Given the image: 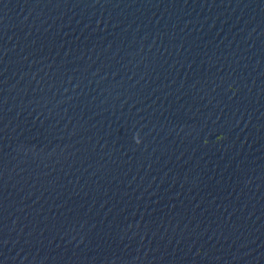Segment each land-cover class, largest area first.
Segmentation results:
<instances>
[{
    "label": "water",
    "instance_id": "water-1",
    "mask_svg": "<svg viewBox=\"0 0 264 264\" xmlns=\"http://www.w3.org/2000/svg\"><path fill=\"white\" fill-rule=\"evenodd\" d=\"M0 264H264V0H0Z\"/></svg>",
    "mask_w": 264,
    "mask_h": 264
}]
</instances>
